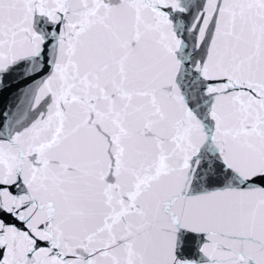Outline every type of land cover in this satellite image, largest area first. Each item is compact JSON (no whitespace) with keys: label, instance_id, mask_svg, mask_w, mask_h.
Segmentation results:
<instances>
[{"label":"snow or ice","instance_id":"6c2138e0","mask_svg":"<svg viewBox=\"0 0 264 264\" xmlns=\"http://www.w3.org/2000/svg\"><path fill=\"white\" fill-rule=\"evenodd\" d=\"M0 264H264V0H0Z\"/></svg>","mask_w":264,"mask_h":264}]
</instances>
